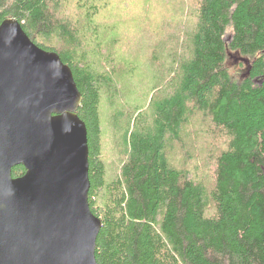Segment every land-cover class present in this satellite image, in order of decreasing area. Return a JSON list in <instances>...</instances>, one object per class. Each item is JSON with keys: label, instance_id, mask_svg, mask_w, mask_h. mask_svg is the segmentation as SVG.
I'll list each match as a JSON object with an SVG mask.
<instances>
[{"label": "trees", "instance_id": "trees-1", "mask_svg": "<svg viewBox=\"0 0 264 264\" xmlns=\"http://www.w3.org/2000/svg\"><path fill=\"white\" fill-rule=\"evenodd\" d=\"M124 1L0 0V24L16 18L38 46L57 52L82 93L89 203L102 219L98 263L264 264V0H195L187 15V0ZM153 5L166 13L149 22ZM104 46L110 64L120 60L119 74L93 64ZM233 53L246 67L239 78L228 67ZM108 104L112 148L124 156L112 171ZM197 117L226 136L209 184L167 151L184 147Z\"/></svg>", "mask_w": 264, "mask_h": 264}, {"label": "water", "instance_id": "water-1", "mask_svg": "<svg viewBox=\"0 0 264 264\" xmlns=\"http://www.w3.org/2000/svg\"><path fill=\"white\" fill-rule=\"evenodd\" d=\"M82 98L57 52L0 24V264H99Z\"/></svg>", "mask_w": 264, "mask_h": 264}, {"label": "rangeland", "instance_id": "rangeland-1", "mask_svg": "<svg viewBox=\"0 0 264 264\" xmlns=\"http://www.w3.org/2000/svg\"><path fill=\"white\" fill-rule=\"evenodd\" d=\"M103 1L107 2L111 7H116L118 3L117 1L125 2L124 0H103ZM131 1L133 2V0ZM193 1L195 0H187L186 15L189 14V7ZM70 7H71L70 8L71 14L74 15L75 13H77L76 9H73L71 5ZM123 7H124L123 5H120V8H123ZM129 8L130 7L128 6V9ZM149 13L150 14L147 16V20L149 22H154L156 18L161 19L163 14H165L166 12L164 9L153 5ZM104 14H106V10H102L100 16H103ZM137 18H138L137 15H131V16H128L127 21L131 23H136L135 21ZM123 23L124 22H122L121 24ZM101 24L103 23L101 22ZM81 38H82V41H84V37L81 36ZM101 40H102V36H101ZM102 42H103L102 44H105L108 41L103 40ZM85 47H86V44H85ZM104 47H105L106 55H104L103 53L100 55H95L97 61H96V64L94 62L93 64L97 66L100 64L99 66L101 67V69L104 68L105 66L112 67L111 71H114L117 74H119L120 73L119 71H121V67L119 65L120 60L114 57L115 59H112V63L110 64L107 58L110 59L112 57L111 49H109L107 46H104ZM118 47L114 46L113 50L117 49ZM104 60L107 62H104ZM239 62H240V58L238 57L237 54L233 53L230 55L228 59V67H229L230 73L232 74L234 78H239L240 74L244 73L246 69V67L244 65L241 66ZM128 80L126 79L127 84H128L127 90H131L133 86L135 85V78L130 81ZM136 83L137 84L139 83V79L137 78H136ZM115 98H114V104L118 105L123 102L122 98L120 102H118V100ZM109 110H110V105L108 104L107 106L105 105L102 111H103V120L105 119L104 120V123H105V127H104L105 153H106V158L109 164V171L110 170L112 171V169H116V170L119 169L121 162L124 159V156H123V152H118L120 150L112 148V145H113L112 142L114 139V133L116 132V129H114L111 122L108 120L109 118L107 116L109 115ZM110 111L113 112L112 109ZM190 128L191 130L189 129L190 130L189 137L187 135V130H185L188 141L185 142L184 147L180 148L179 146H172L171 148H169L168 146L167 151L172 159L180 158V160H182L183 162V165L184 163L188 162L190 163V165H193L195 167L198 166L197 169H198L200 178H202L204 182L209 184L212 181L210 175H211L213 164H215L214 155L216 154L218 150L223 149L227 145L226 136L224 134L219 135V133L216 130L212 129L211 126L208 125V122L206 120L202 122V120L200 118L198 119V117H197L196 124L194 126L190 125ZM108 140L110 143H108ZM191 147L194 149V151H192V155L189 157L187 154L188 152L187 150H189Z\"/></svg>", "mask_w": 264, "mask_h": 264}, {"label": "flooded vegetation", "instance_id": "flooded-vegetation-1", "mask_svg": "<svg viewBox=\"0 0 264 264\" xmlns=\"http://www.w3.org/2000/svg\"><path fill=\"white\" fill-rule=\"evenodd\" d=\"M18 166L21 167L19 170L16 169ZM25 170L26 169H25V167L23 165H16L12 169V176L13 177L21 176V175H23L25 173Z\"/></svg>", "mask_w": 264, "mask_h": 264}]
</instances>
